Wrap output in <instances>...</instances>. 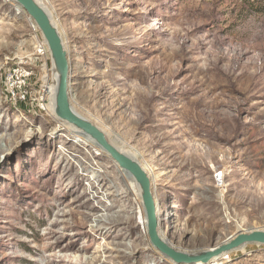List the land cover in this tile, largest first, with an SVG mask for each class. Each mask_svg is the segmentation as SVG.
<instances>
[{"label":"rangeland","instance_id":"1","mask_svg":"<svg viewBox=\"0 0 264 264\" xmlns=\"http://www.w3.org/2000/svg\"><path fill=\"white\" fill-rule=\"evenodd\" d=\"M41 2L68 51L74 109L154 170L165 239L196 254L264 231V0ZM31 22L0 0V264H176L142 232L130 176L68 136L50 101L8 98L11 68L41 75ZM219 263L264 264V245Z\"/></svg>","mask_w":264,"mask_h":264},{"label":"water","instance_id":"2","mask_svg":"<svg viewBox=\"0 0 264 264\" xmlns=\"http://www.w3.org/2000/svg\"><path fill=\"white\" fill-rule=\"evenodd\" d=\"M14 1L38 26L48 45L53 65V84L57 83L56 93H52L50 102L55 101L57 118L74 126L83 136L89 137L96 147L105 152L128 176L135 180L141 192L150 243L163 257L176 264H208L248 245H264V231L255 230L242 231L229 237L222 244L202 253L190 254L172 247L162 237V220L148 171L140 162L124 154L113 144L104 130L74 110L71 93L73 68L62 34L53 22L50 12L36 0Z\"/></svg>","mask_w":264,"mask_h":264},{"label":"built area","instance_id":"3","mask_svg":"<svg viewBox=\"0 0 264 264\" xmlns=\"http://www.w3.org/2000/svg\"><path fill=\"white\" fill-rule=\"evenodd\" d=\"M31 23L34 33L37 34L34 50L37 60L41 63V75L36 70L22 65L11 68L5 76L6 91L8 98L14 104L33 106L36 103L41 110H44L52 95L49 87L53 85V70L49 68L47 60H43L47 51L46 42L39 40V28Z\"/></svg>","mask_w":264,"mask_h":264},{"label":"bare ground","instance_id":"4","mask_svg":"<svg viewBox=\"0 0 264 264\" xmlns=\"http://www.w3.org/2000/svg\"><path fill=\"white\" fill-rule=\"evenodd\" d=\"M12 1V0H11ZM38 3H40L41 5H43L44 7H45V5L41 2V0H36ZM47 8V7H46ZM48 9V8H47ZM49 11V10H48ZM50 12V11H49ZM51 14V13H50ZM53 19V18H52ZM53 22L56 24V22L54 21V19H53ZM56 26H57V24H56ZM58 27V26H57ZM58 29H59V27H58ZM46 81H47V79H46ZM56 85H57V83L56 84H54L53 85V87H49V89H50V92H52V93H56ZM75 111H76V109H74ZM47 111H49L50 112V114H51V116H53L54 118H56L57 119V116H56V114H55V101H51V103H50V106H48V108H47ZM48 112V113H49ZM77 112V111H76ZM78 114H80L79 112H77ZM81 115V114H80ZM81 116H83V115H81ZM60 122V121H59ZM62 125H63V123H62ZM62 129H64V130H67L68 131V136L69 135H71V136H76L77 138H78V140L79 141H81L83 144H85V145H87V146H91V148L92 149H94L95 150V144H94V142L89 138V137H85V136H83L82 134H81V132L78 130V129H76L74 126H72V125H70V124H68V123H66L65 122V124L61 127ZM66 131V132H67ZM107 134V133H106ZM108 137L110 138V136L108 135ZM110 140L112 141V143L113 144H115L124 154H126V155H128V156H130V157H132L130 154H129V152H127L123 147H121L120 145H118L117 144V141H118V137H114V138H110ZM134 160H137L135 157H132ZM138 161V160H137ZM139 162V161H138ZM146 169V168H145ZM147 171H148V173L150 174V176H151V173L153 172L154 173V170L152 169V168H149V169H146ZM99 173V172H98ZM129 180H130V183H133L136 187H134V185H131V186H129V189H130V191L132 192V193H134V195H135V202L136 203H138V205H139V213H140V216H141V218H142V221H143V225H144V229L142 230V232H146L147 233V223H146V216H145V212H144V210H143V208H142V200H141V192H140V188H139V186L136 184V182H135V180L132 178V177H129ZM153 184V183H152ZM113 188H117V189H120L118 186L116 187V185L113 187ZM116 189V190H117ZM118 192H120V193H118V195H116V196H114V194H109V196H111L112 198H114V202H115V204H117V205H119L120 204V202L122 201V198L123 197H125V192L123 191V190H119ZM110 197V198H111ZM115 205H113V207H109V208H107V211H112V210H114V207ZM158 212L160 213V207H159V204H158ZM112 219L113 218H111V217H108V218H106L105 219V217H103V218H101V220H103V221H105V222H109L110 223V221H112ZM162 237L165 239L166 238V236L163 234V232H162ZM167 240V239H166ZM168 241V240H167ZM168 243L170 244V242L168 241ZM172 247H174V248H176L173 244H170ZM177 250H179V251H181L180 250V248H176ZM222 258V257H221ZM219 264H221V263H219Z\"/></svg>","mask_w":264,"mask_h":264}]
</instances>
